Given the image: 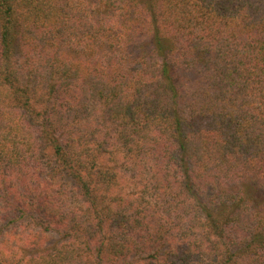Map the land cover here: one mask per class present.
<instances>
[{
	"label": "trees",
	"instance_id": "1",
	"mask_svg": "<svg viewBox=\"0 0 264 264\" xmlns=\"http://www.w3.org/2000/svg\"><path fill=\"white\" fill-rule=\"evenodd\" d=\"M0 264H264V0H0Z\"/></svg>",
	"mask_w": 264,
	"mask_h": 264
},
{
	"label": "rangeland",
	"instance_id": "2",
	"mask_svg": "<svg viewBox=\"0 0 264 264\" xmlns=\"http://www.w3.org/2000/svg\"><path fill=\"white\" fill-rule=\"evenodd\" d=\"M19 233L20 235L19 236H21V237H25V236H29V234H31L32 233V229H29V228H27V227H25V228H19V229H17L16 231H15V233Z\"/></svg>",
	"mask_w": 264,
	"mask_h": 264
}]
</instances>
